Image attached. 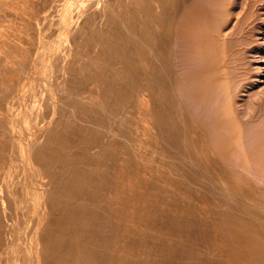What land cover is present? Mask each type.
Segmentation results:
<instances>
[{
    "label": "bare ground",
    "instance_id": "bare-ground-1",
    "mask_svg": "<svg viewBox=\"0 0 264 264\" xmlns=\"http://www.w3.org/2000/svg\"><path fill=\"white\" fill-rule=\"evenodd\" d=\"M112 2L88 0L90 17L86 0H0V264H264L260 189L226 169L243 147L264 170L263 126L253 146L215 101L234 74L220 38L186 25L190 0Z\"/></svg>",
    "mask_w": 264,
    "mask_h": 264
},
{
    "label": "rangeland",
    "instance_id": "rangeland-1",
    "mask_svg": "<svg viewBox=\"0 0 264 264\" xmlns=\"http://www.w3.org/2000/svg\"><path fill=\"white\" fill-rule=\"evenodd\" d=\"M112 3H115L114 2V0H110ZM125 1V0H124ZM191 2L189 3L190 5V7L188 6L187 8H189V9H187L186 8V11H185V9H184V13H183V15L184 16H182V14H181V18L183 19V20H188V22L186 23V25L187 26H191L190 28L191 29H193L194 31H196L197 30V32H198V34H200V36H203V34H204V36L205 37H212V39L214 38V37H218V39L220 38H222V36L224 37L223 39H221L222 41H220V39L219 40H217L216 38H214V40H217L218 42H214V44H219V42H220V47H218V46H216V45H214L215 46V49L217 50V47H218V50H220V52L222 51L221 50V48L223 47V51H222V54H220V52H219V54L220 55H222L223 56V59H225V62H227L226 63V65L228 64V60L229 61H231L232 62V64H231V62H229V64H230V66H229V64H228V66H227V70H228V68H229V70L227 71V74L229 73V71H230V68H232L231 69V73H234V74H230L231 75V77H230V75H228V77H227V79H226V88H228L229 86H228V84H229V82L228 81H230L229 79L231 78V80H233V82L232 81H230V83H232V84H230L231 86L230 87H232V90H231V88H228V89H226V93L228 94L227 96H223V94H221V98H225V97H227V99H219V97L220 96H218L217 94H216V96H218V97H215L216 99H215V101L216 102H218V104L221 102V100L222 101H225V103L227 104V105H229V106H231V107H233V111H232V113L231 114H234V117L232 116L231 117V114H230V117L231 118H233V119H238V121L240 122L239 123V128H240V137L241 138H243V128H244V131L246 130V134L245 135H247V137L249 138V139H253V140H250L251 142H253L252 144H253V146L254 145H259V142H256L255 143V140H256V138H257V136H258V140L257 141H259V140H261L262 138L261 137H263L264 136V133H263V136L261 135L262 134V132L259 134V133H257V132H259V130L261 129L260 127H264V121H262L261 120V118L264 120V116L262 117L261 115H259V116H257L256 118H255V120L257 121H255V122H253L252 120H250L248 123L246 122V123H244V125H243V113H244V110H245V107L247 106V107H249V111H247V113H249V112H251V110H256V111H258V110H263V107H264V104H263V102H264V0H190ZM193 1V2H192ZM196 1V2H195ZM258 1V2H257ZM199 2V3H198ZM254 2H257V3H254ZM192 3V4H191ZM194 3H196L197 4V6H196V4H194ZM204 3V4H203ZM86 5H87V8L89 9V5H88V0H86V3H85ZM199 4V5H198ZM202 5V6H201ZM205 5V6H204ZM194 6V7H193ZM204 6V7H203ZM207 6V7H206ZM200 7V8H199ZM206 7V8H205ZM192 8V9H191ZM194 8H195V10H194ZM115 9H118V8H115ZM120 9H122V8H120ZM205 9H207L206 11H205ZM89 10H91V11H89ZM88 11H89V13H87V14H89V16L91 17L93 14H94V10H92V9H89ZM128 10V9H127ZM194 10V11H193ZM198 10H199V12H198ZM209 10V11H208ZM87 11V12H88ZM192 11V12H191ZM196 11V12H195ZM186 12V13H185ZM188 12V13H187ZM194 12V13H193ZM205 12H206V15H204L205 14ZM91 13H93V14H91ZM190 13V14H189ZM208 13V14H207ZM55 15V14H54ZM191 15V16H190ZM200 15V16H199ZM211 15V16H210ZM89 16H85V17H83L84 19H86L87 20V18L89 17ZM186 16H187V18H186ZM54 17V16H53ZM107 16H98L97 18H95V22H96V24L95 25H97L96 26V29H98V26H100L101 25V27H100V30L101 29H103L105 26H106V28L108 27L109 29H111V30H115V27H116V24H114L112 21L110 22V21H108L109 19H108V17L106 18ZM128 18H129V16H127ZM189 17V18H188ZM191 17H194V19H192ZM201 17H202V20H201ZM208 17V20H209V22H208V20H206V18ZM83 18H82V20H81V18L78 20L79 21V24H81V26H83V24H85L84 22H85V20L83 21ZM104 18L108 21V22H106V20H104ZM185 18V19H184ZM199 18V19H198ZM57 18H56V16H55V19L54 20H56ZM98 19H100L99 21H97ZM189 19H191L190 21H189ZM195 19H196V22H193V20L195 21ZM81 20V21H80ZM104 20V22H102ZM210 20H211V22H213L212 24H211V22H210ZM83 21V22H82ZM199 21V22H198ZM206 21H207V25H206ZM56 22V21H55ZM192 22V23H191ZM203 22H205V23H203ZM4 23H5V25H8L9 23H7V22H3V23H1L0 24V26L2 25H4ZM109 23H110V25H109ZM111 23H112V25L114 24V26H112L111 25ZM193 23H195V24H193ZM197 23V24H196ZM200 25H199V24ZM210 23V27L212 28H214L215 29V31L216 30H218V31H222L221 33V37H219V33L220 32H218V31H216L217 32V34L218 35H216L215 33H214V29H211L210 27H209V24ZM77 25H78V22L76 23ZM205 24V25H204ZM12 25V24H11ZM77 25H75V26H77ZM102 25H103V27H102ZM109 25V26H108ZM192 25H193V27H192ZM197 25H199V26H197ZM204 26L203 28L202 27H200V26ZM79 26V25H78ZM87 26V25H86ZM86 26H85V28H86ZM56 27V26H55ZM88 27H90V26H87V28ZM111 27V28H110ZM113 27V28H112ZM199 27H200V31L202 32H200L199 31ZM86 28V30H85V33H84V38H90L91 36H89V35H92V32H91V30H89L90 28H88L87 29ZM117 28H119L118 30H120V27H117ZM202 28V29H201ZM207 28L209 29V31L207 30ZM108 29V30H109ZM211 29V30H210ZM87 30H89V31H87ZM105 30V32H103ZM107 29H103V30H101V32H102V38H104V36H106L105 38H107L108 36H112L111 34H113V31H108ZM122 30V29H121ZM213 30V31H212ZM107 31H108V34H107ZM123 31V30H122ZM206 31V32H205ZM207 31H208V33H210V31H212L213 32V34H212V32L210 33V34H208L207 33ZM226 33H225V32ZM90 32V33H89ZM196 32V33H197ZM205 32V33H204ZM89 33V34H88ZM124 33V32H123ZM207 33V34H206ZM202 34V35H201ZM206 34V35H205ZM215 35V36H210V35ZM223 34H225V35H223ZM88 37H87V36ZM122 35V34H121ZM120 35V36H121ZM126 35V34H125ZM86 36V37H85ZM79 37V36H78ZM77 37V38H78ZM79 40L81 39L80 37L78 38ZM83 40V41H82ZM82 40H80L81 41V43H83V45L85 46V43H86V41H87V39H83L82 38ZM224 40V41H223ZM226 40V41H225ZM224 42V43H223ZM228 44V45H227ZM214 46L213 47H209L210 49H212V48H214ZM229 48H228V47ZM225 47H226V49H225ZM208 48V51H207V54H208V52L209 51H211L212 52V50H210ZM231 49L234 51V53H233V51H231ZM216 50H213V54H214V56H213V54L211 53L210 54V52H209V55H211V56H213V58H214V61H215V63H218L217 62V60L215 59L216 57H218V55L216 54V53H218V51L215 53V51ZM232 52H230V51ZM236 50V51H235ZM226 51H227V53L228 54H231L230 56H228V55H226L227 53H226ZM230 52V53H229ZM225 55H226V58H225ZM233 55H235V56H233ZM210 56V57H211ZM222 56L221 57H219V58H217L218 60L221 58L222 59ZM228 57H231L230 59L228 58ZM234 57V58H233ZM237 57V58H236ZM200 59H204V57H199ZM199 59V60H200ZM228 59V60H227ZM197 60V59H196ZM235 60V61H234ZM198 61V60H197ZM204 60H202L201 61V63L202 64H204V63H206V61L207 60H205V62H203ZM200 62H198V64H199ZM219 63H220V60H219ZM237 65V66H236ZM234 66H235V68H234ZM239 75V76H238ZM242 77V78H241ZM236 79V81H234L235 79ZM245 78V79H244ZM242 80H244V82L242 83ZM245 80H247V82L245 81ZM258 81H260V82H258ZM236 82V83H235ZM240 82H241V84L242 85H239L240 84ZM247 83V85H246V83ZM244 83H245V85H244ZM248 83H249V85H248ZM234 87H233V86ZM238 86V87H237ZM240 86H242L243 87V89H242V87H240ZM247 86V87H246ZM241 88L240 90H238V88ZM249 87H251V88H249ZM245 89V92L243 91ZM229 90V91H228ZM228 91V92H227ZM231 91V92H230ZM235 91H237L236 92V94H235ZM242 91V92H241ZM241 92V93H240ZM232 93H233V95H232ZM237 93H238V95H237ZM259 95H258V94ZM263 93V94H262ZM28 94V93H27ZM229 94H231L232 95V99H230V97H231V95H229ZM235 94V95H234ZM242 94V95H241ZM254 94V95H253ZM262 95V96H261ZM230 96V97H229ZM238 96V97H237ZM252 96V97H251ZM253 96H254V98H253ZM237 97V98H236ZM251 97V98H250ZM231 100V102L229 103V101ZM229 100V101H228ZM253 100V101H252ZM260 100V101H259ZM249 101V102H248ZM253 102L252 103V105H249V103L250 102ZM263 101V102H262ZM215 102V103H216ZM228 102V103H227ZM256 104H255V103ZM259 102V103H258ZM212 104V106H210L211 104H208V107L207 106H200V105H198V106H196V108H198L197 110H196V108L195 109H193L192 108V112H196V113H193L194 115H195V117H196V119H199V120H201L202 118H203V120H201V121H203V122H205V123H207V124H211V123H213V117H211V115H210V112L213 110V108H217L218 107V105H216V104ZM243 104H245V105H243ZM247 104V105H246ZM216 105V107H214ZM260 105V106H259ZM258 106V107H257ZM261 106H263L262 108H261ZM15 107V109L17 108L16 107V105L14 106ZM203 107L204 109H201V108ZM206 107V108H205ZM210 108H212V109H210ZM240 108V109H239ZM244 108V109H243ZM253 108V109H252ZM259 108V109H258ZM14 109V108H13ZM206 109H207V111H206ZM213 110L212 112H213V114L215 113V111L217 110ZM236 109V110H235ZM242 109V110H241ZM246 109H248V108H246ZM135 110V109H134ZM199 110V111H198ZM133 111V110H132ZM136 111V110H135ZM135 111L132 113V115H133V119H134V122H136V123H138L137 121H139L140 120V118H139V116H137L138 115V113L136 112V116H135ZM202 111H203V115L205 116V118H204V116L202 115ZM235 111V112H234ZM197 112H199V114L197 113ZM201 112V113H200ZM212 112H211V114H212ZM209 113V114H208ZM213 114H212V116H213ZM196 115H198V117L196 116ZM207 115V116H206ZM134 116H135V118H138V119H136L135 120V118H134ZM201 116V117H200ZM210 117V118H209ZM236 117V118H235ZM209 120H210V122H209ZM208 121V122H207ZM242 121V122H241ZM252 124H251V123ZM255 123V124H254ZM258 123H260V124H257ZM261 124H263V125H261ZM260 126V127H259ZM248 127L249 128H251V131L248 129ZM258 127L260 128V129H258ZM262 127V131L264 132V128ZM254 129V130H253ZM257 129V132L255 131ZM242 131V132H241ZM252 133H250V132ZM255 131V132H254ZM255 134H254V133ZM248 133H249V135H248ZM135 137V136H134ZM256 137V138H255ZM261 139H260V138ZM255 138V139H254ZM71 139H72V137H71ZM249 139H248V143H247V145H246V152L248 153H250L251 151H253V150H251L252 148L254 149V152H255V150H256V146L255 147H251V143H250V141H249ZM73 140V139H72ZM242 140V143H243V139H241ZM242 146H243V144H242ZM247 146H249L250 148H247ZM241 149H243V147H241V148H239V149H235V151L233 152V153H235L234 154V156L239 152L240 154H238V155H236L235 157H233L234 158V160H233V158H232V162L234 161V163H237L238 161L237 160H239V162L241 161V158L242 157H240V156H243V160H242V163H244V162H246L247 163V161H248V165H249V169L246 167V170H245V165H241L242 163L240 162H238L237 163V165H236V167H235V165H234V163H232L231 161H230V163H232V164H230L229 163V161H228V163H227V165L228 166H230L229 168H228V166L226 165V169L228 170V171H232V170H234L233 171V173L230 171L229 173H230V175H232V176H235V178L233 177V179H236L238 176V174H240L241 172L242 173H244V174H240L241 176H247V178H249L250 180H254V179H256V180H254V182H252L254 185H252L253 186V189L252 190H254V187L256 186L257 188L259 187V189L260 190H258L256 187V189H257V191H258V194L257 195H255L254 193L255 192H257L256 191V189L254 190V193H253V195H255L256 197H255V200H261L262 202H264V196L262 195L263 193H264V179H262V178H264V172H262V170H263V167H260V165L259 164H256L255 165V163H253V167H255V168H253V167H251V165H252V162L251 163H249L250 161H253V160H250V159H253V158H251L252 156H253V154L251 153L249 156V158L248 157H246V159H245V156L244 155H242L241 154ZM251 151H250V150ZM249 150V151H248ZM237 152V153H236ZM242 152H243V150H242ZM240 155V156H239ZM233 156V155H232ZM239 156V157H238ZM238 157V159H236ZM240 158V159H239ZM229 160H231V157H230V159ZM246 160V161H245ZM237 161V162H236ZM246 163H244V164H246ZM247 164H246V166H247ZM234 165V166H233ZM240 165V166H239ZM255 165V166H254ZM239 166V167H238ZM243 166H244V171L246 172L247 170H248V172L247 173H251V171H253V175L251 174V175H247V173H245V172H243V170H240L241 168L243 169ZM258 166V169L256 168ZM231 167L233 168V169H231ZM241 167V168H240ZM259 167L261 168V170H259ZM252 168V169H251ZM256 169V170H255ZM250 171V172H249ZM257 171V172H256ZM264 171V170H263ZM239 172V173H238ZM256 172V173H255ZM259 172V173H258ZM263 174V176H261L262 174ZM238 173V174H237ZM254 173H255V175H254ZM257 173H258V176H257ZM235 174V175H234ZM237 174V175H236ZM259 174H261V175H259ZM231 176V177H232ZM249 176V177H248ZM253 177V178H252ZM260 179H259V178ZM258 180H259V182H258ZM235 181V180H234ZM263 181V182H262ZM263 184V185H262ZM263 187V189H261ZM249 188H252V187H249ZM244 189V188H243ZM247 190V189H246ZM251 190V189H250ZM244 191H245V189H244ZM259 191H261V192H259ZM21 192V191H20ZM18 193L19 195L21 194V193ZM253 192V191H252ZM262 193V194H261ZM261 194V195H260ZM22 195V194H21ZM245 195V194H244ZM261 196L260 198H259V196ZM258 197V198H257ZM241 199H244V197L243 198H241ZM248 201V200H247ZM243 202H244V200H243ZM247 203H249V202H247ZM10 206V210H9V212L10 211H12L13 210V208H12V206L11 205H9ZM22 210V209H21ZM21 210H19L18 211V213H21V214H23L24 215V212H22ZM23 210L24 211H27V209L25 208H23ZM13 212V211H12ZM11 212V213H12ZM18 213L17 214H15V212L13 213L14 214V216L15 215H17L18 216ZM26 213H28V211L27 212H25V214ZM21 214L19 215V216H21ZM31 214H27L26 215V217L28 216V219L30 218L29 216H30ZM11 218H12V216H11V214L9 215ZM16 216V217H17ZM16 217H13V221H15L16 219H18V217L16 218ZM32 217V219H33V216H31ZM21 218L22 219H24V217L23 216H21ZM20 218V219H21ZM19 219V220H20ZM27 218H25V221L27 220L28 222L31 220V219H29L28 220ZM33 221L35 222V219H33ZM33 221L31 220V222L32 223H30V224H28V225H30L31 226V228L33 227L32 226V224H34L33 223ZM15 222H17V221H15ZM22 262H23V260H22ZM22 262H19V264H24V263H22Z\"/></svg>",
    "mask_w": 264,
    "mask_h": 264
}]
</instances>
